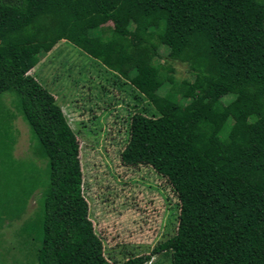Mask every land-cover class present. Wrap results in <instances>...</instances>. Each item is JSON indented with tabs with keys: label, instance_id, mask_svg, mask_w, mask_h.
Here are the masks:
<instances>
[{
	"label": "trees",
	"instance_id": "trees-1",
	"mask_svg": "<svg viewBox=\"0 0 264 264\" xmlns=\"http://www.w3.org/2000/svg\"><path fill=\"white\" fill-rule=\"evenodd\" d=\"M58 40L145 100L128 117L119 158L149 165L178 201L174 233L121 264L162 251L171 264H264V0H0V94L11 95L42 164L6 163L2 123L12 115L0 112V226L36 191L40 217L19 227L37 242L35 264H111L87 218L75 135L28 74ZM159 44L191 81L162 72ZM225 93L233 97L222 103Z\"/></svg>",
	"mask_w": 264,
	"mask_h": 264
},
{
	"label": "rangeland",
	"instance_id": "rangeland-1",
	"mask_svg": "<svg viewBox=\"0 0 264 264\" xmlns=\"http://www.w3.org/2000/svg\"><path fill=\"white\" fill-rule=\"evenodd\" d=\"M166 51V46L159 44L154 58L164 66L162 72H167L168 66L172 70L167 73L174 80L191 81L187 65L168 60ZM28 74L52 95L75 135L81 193L104 258L111 264H121L127 257L149 253L174 233L178 201L169 184L149 165H126L119 158L127 137L128 117L146 106L145 100L133 98L128 86L112 82L100 64L65 40L36 53ZM167 89L165 81L156 93L164 95ZM232 97L225 93L221 101L227 103ZM11 98L8 93L0 94V112L12 115L2 123L6 124L2 128L9 127L10 159L6 163L41 168L29 148L28 127L15 112ZM2 154L0 160L5 161L7 156ZM8 170V178H12L14 170L11 166ZM38 199V193L32 192L16 218H1L0 264H35L37 242L19 227L39 216ZM143 264H171L170 252L151 254Z\"/></svg>",
	"mask_w": 264,
	"mask_h": 264
}]
</instances>
